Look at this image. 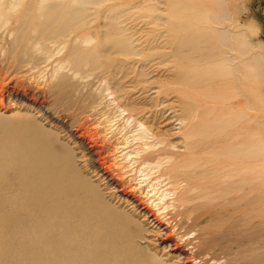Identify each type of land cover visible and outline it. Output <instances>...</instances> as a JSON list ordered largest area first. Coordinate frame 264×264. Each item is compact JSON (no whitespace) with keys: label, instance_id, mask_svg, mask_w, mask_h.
I'll return each mask as SVG.
<instances>
[{"label":"bare ground","instance_id":"bare-ground-1","mask_svg":"<svg viewBox=\"0 0 264 264\" xmlns=\"http://www.w3.org/2000/svg\"><path fill=\"white\" fill-rule=\"evenodd\" d=\"M90 1L79 0V4ZM190 1V6L185 4L184 22L179 20L184 14L174 17V25H188L189 30L182 32L179 28L180 31L165 32V43L170 47L169 54L179 61L176 67L183 80L209 82L220 89L218 100L222 107L213 111L215 114L225 113L219 119L228 121L230 129L226 135H229V142L219 146L214 140L215 145L208 152L211 157H206L203 162L201 154L207 153L204 143L183 141V151H173L170 141L163 139L164 132L145 125L142 120L144 110L135 111L129 109L130 104L117 102L126 110L127 117L139 126L135 136L141 143L134 160L139 165H147L149 171L154 170V178L166 181L168 187L163 197L167 193L170 197L164 203L171 206L168 211L171 218L178 216L180 228L184 219L199 218L201 222L208 216H216L219 210L216 206L233 207L240 202L249 206L255 199L253 191L256 178H259L254 173L252 161L255 143H260L257 147L264 151L263 138L256 142L250 126L256 100L252 92L253 75L256 73L262 78L264 88V57L253 52L249 28L239 30L235 25L237 19L221 0L217 1L216 9L206 0ZM18 5H25L20 14L23 19L30 15V21L24 20L32 33L33 43L28 50L37 51L31 62L33 66L47 59L46 50H55L58 44H64L70 32H76L78 35L74 40L81 38L82 42L90 41L92 37L87 31L80 32L83 9L59 0H0V27L10 20L11 9ZM101 37L88 49L75 42L68 55L78 49L85 50L73 59L75 68L84 63L93 76L103 77L111 85L119 86L116 70L121 63L128 61V56L135 54L134 48L116 23L106 26ZM112 52L123 56L121 63L111 57ZM56 77L57 89L51 93V102L35 97L30 90L13 91L25 111L7 115L0 112V264H166L138 243L142 238L144 220L156 225L161 222L132 189L124 187L122 178L109 172L111 164L103 153L104 145L91 141L84 131L68 129L74 144L90 159L93 170L98 174L103 170L100 175L105 183L114 189L119 187L121 196L131 204L136 215L143 216L142 220L110 206L98 186L78 167L73 146L59 137L58 115L46 107L50 104L58 111L59 76ZM97 98L96 94L91 95L87 106L80 99L60 105L62 110L73 107L82 112L88 106H94ZM32 110L47 120L48 125L41 123ZM210 133V138L217 139L221 131ZM147 134L151 140L144 142ZM207 172H211L212 177L201 184L200 179L207 176ZM257 184L261 187L258 195L264 199V182ZM235 191H240L237 197H234ZM203 204L214 207L205 218L192 215L195 207ZM43 209L49 213L44 223ZM250 212L263 214L264 210L250 209ZM21 217L34 218L35 224L29 229L23 224L18 225L19 230L27 234L28 243L8 255L10 225ZM185 230L182 233L188 231ZM56 233L59 238L55 237Z\"/></svg>","mask_w":264,"mask_h":264},{"label":"rangeland","instance_id":"rangeland-1","mask_svg":"<svg viewBox=\"0 0 264 264\" xmlns=\"http://www.w3.org/2000/svg\"><path fill=\"white\" fill-rule=\"evenodd\" d=\"M61 1L83 9L81 14L84 21L80 32L87 31L92 36L90 41L82 42L81 38L74 40L78 34L70 32L64 39V44H58V49L46 50L47 59L38 66H33L31 62L37 56V51L28 50V46L33 43L32 33L28 31L27 21L24 20L30 21V15L27 14L24 19L21 17L25 5L12 8L10 20L0 27V112L7 115L14 111H25V106L13 91L30 90L35 97L44 98L47 103L51 102V93L57 89L58 75V111L50 104L46 107L54 111L55 116L58 115V135L73 146L78 167L98 186L103 199L110 206L119 211H127L138 220L143 219L140 214H135L131 204L121 196L119 187L114 189L112 185L105 183L100 175L103 170H100L99 174L93 170L90 159L74 144L73 137L69 134L68 129L73 128L77 132L84 131L85 136L97 145H104L103 153L111 164L109 172L116 178H122L124 187L132 189L161 222V225L150 223L148 220L142 222V238L138 239L141 246L166 264H264V213L250 212V209L264 210V199L258 195L261 187L257 184L264 182V151L257 147L260 143H255L256 150L252 158L254 173L259 177L256 178L253 202L249 206L242 202L233 207L216 206L215 208L219 209L216 216H208L201 222L199 218L192 221L184 219L181 229L177 221L178 216L171 218L168 213L171 206L164 203V200L170 197L169 193L163 197L168 187L166 181L154 178V170L149 171L147 165L135 162V154L141 143L135 136L139 126L131 117H127L126 110L117 104L128 103L131 105L129 109L144 110L142 120L145 125L164 132L163 139L170 141L173 151L182 152L183 141L197 140L204 143L207 153L201 154L203 162L206 157L209 158L208 152L214 147V140L219 146L229 142V135H226L230 129L228 121H225V118L219 119L225 113L215 114L213 111L222 107L218 100L220 89L209 82L192 83L183 80L176 67L179 61L169 54L170 47L165 43V32L180 31L179 28L182 32L189 30L185 23V27H178L174 22L177 14H184V17L179 16V20L184 22L185 4L190 6L191 1L91 0L85 5L79 4V0H59ZM206 1L213 9L217 8L218 0ZM221 2L225 8L231 9L239 30L249 28L248 37L253 44V52L264 57V0ZM111 22L116 23L122 34L129 38L135 52L127 57L128 61L123 65L121 54H111L115 61L121 63L115 73L120 80L119 86L111 85L110 81L107 82L103 77L93 76L92 72L87 71L88 66L84 63L75 68L73 59L85 50L78 49L76 53L68 55L75 42L85 49L95 45L96 41L102 39L105 27ZM57 67L58 73L55 70ZM71 67L76 72L79 71L75 73ZM262 82V78L255 73L252 92L256 100L253 103V119L250 126L256 142L262 138L264 140ZM95 94L98 101L82 112L72 109L73 107L62 110L60 105L80 99V102L87 106L90 105V96ZM115 97L118 99L115 100ZM238 100H241V97ZM31 112L41 119L36 110ZM41 123L48 125L45 119H41ZM211 131L221 133L217 139H212ZM150 137V134H147L144 142L150 141ZM207 173V176L201 177V184H205L212 177L211 172ZM262 188L264 189V186ZM239 192L235 191L234 197H237ZM212 207L214 206L210 204L195 207L192 215L198 214V217L205 218ZM48 217L47 209H43V223ZM24 218L21 217L18 222H12L10 225L8 255L28 243L27 234L22 233L18 225L23 224L29 229L34 226L35 219ZM9 220L12 221L11 218ZM165 226L167 229H164ZM185 229L188 231L182 233ZM55 237L59 238V233H56Z\"/></svg>","mask_w":264,"mask_h":264}]
</instances>
